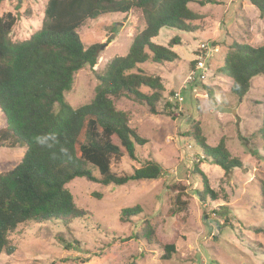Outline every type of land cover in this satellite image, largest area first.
<instances>
[{"label":"rangeland","instance_id":"374dc122","mask_svg":"<svg viewBox=\"0 0 264 264\" xmlns=\"http://www.w3.org/2000/svg\"><path fill=\"white\" fill-rule=\"evenodd\" d=\"M199 1L189 5L201 18L191 23L195 32L164 28L152 40L167 46L171 39L178 38L179 44L171 48L177 60L141 66L144 72L162 80L164 94L158 114H149L145 107L124 99L115 102L145 143L136 146L135 160L127 156L113 160L111 171L129 175L153 160L162 167L163 175L156 181L129 182L122 187L75 179L65 187L75 206L86 212L85 218L68 226L54 222L20 225L9 238L15 251L9 256L1 254L0 264H264V141L258 135L264 75L253 78L247 94L237 98L230 92V79L219 73L232 43L251 47L264 44V18L246 0H214L219 3L203 7ZM46 2L0 3V16L11 13L17 18L9 36L11 42L26 41L40 30ZM143 27L138 9L84 23L77 32L83 47L97 44L100 50L93 67L84 66L73 76L71 88L64 95L72 108L92 100L97 77L110 61L126 55ZM201 60L203 72L196 70ZM217 107L233 113H219ZM194 123L199 124L210 147L223 138L230 155L238 158L242 167L225 175L221 168L200 161L202 156L188 135ZM4 127L0 111V130ZM24 151V147L1 144L0 174L14 169ZM195 167L205 175L215 197L199 198L202 184ZM174 186L183 188L180 201L185 206L172 214L177 190L168 188ZM135 206L142 212L121 223L120 211ZM143 220L155 227L156 239L150 243L123 241L140 230ZM58 236L65 242L78 241V248L66 250ZM165 245L175 249L169 260L161 259Z\"/></svg>","mask_w":264,"mask_h":264},{"label":"trees","instance_id":"16d2710c","mask_svg":"<svg viewBox=\"0 0 264 264\" xmlns=\"http://www.w3.org/2000/svg\"><path fill=\"white\" fill-rule=\"evenodd\" d=\"M4 1L7 0L0 3ZM246 1L264 18V0ZM191 3L193 0H47L40 30L17 43L9 37L16 16H0V111L5 120L0 145L25 148L20 163L0 174V255L13 254L9 238L20 225L54 222L68 226L85 218L86 212L75 206L65 187L75 179L122 187L129 182L156 181L163 175L162 167L153 160L129 175L111 171L113 160L124 156L135 160L136 146L145 143L129 126L127 113L117 109L115 102L124 99L145 107L149 114H158L157 106L164 94L162 80L144 72L141 66L177 60L171 48L179 44L178 38L171 39L167 46L152 40L164 28L195 32L191 23L201 18L189 8ZM218 3L198 2L201 7ZM132 9L142 13L143 29L134 36L126 55L110 61L97 77L92 100L72 108L64 95L71 88L73 76L84 66L93 67L100 50L97 44L85 49L78 30L87 21L127 14ZM219 73L230 79L231 94L243 98L250 81L264 75V44L251 47L232 43ZM208 98L212 99L210 93ZM261 105L258 135L264 141V102ZM188 135L202 156L200 161L221 168L225 175L242 167L241 161L230 155L223 138L215 147L207 145L198 123L193 124ZM194 170L202 184V192H197L199 198L203 201L207 196L215 197L205 175L197 167ZM168 189L177 190L171 213H178L185 206L180 201L184 190L178 186ZM120 212V222L126 223L142 210L135 206ZM57 238L66 250L78 248L76 240ZM155 239V227L143 220L140 230L123 241L150 243ZM163 250L162 260H169L175 253L173 245H165Z\"/></svg>","mask_w":264,"mask_h":264},{"label":"built area","instance_id":"2783aa9c","mask_svg":"<svg viewBox=\"0 0 264 264\" xmlns=\"http://www.w3.org/2000/svg\"><path fill=\"white\" fill-rule=\"evenodd\" d=\"M201 48L204 49L205 46L201 45ZM196 70H198L200 72H203L205 70V65H204V62L202 60L197 62ZM202 78H204V76H202ZM179 101H182V98H179Z\"/></svg>","mask_w":264,"mask_h":264},{"label":"water","instance_id":"95a60500","mask_svg":"<svg viewBox=\"0 0 264 264\" xmlns=\"http://www.w3.org/2000/svg\"><path fill=\"white\" fill-rule=\"evenodd\" d=\"M217 112H219V113H233V111L228 110V109L223 108V107H217Z\"/></svg>","mask_w":264,"mask_h":264}]
</instances>
